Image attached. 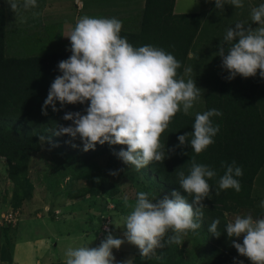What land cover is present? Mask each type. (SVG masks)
<instances>
[{"label":"clouds","instance_id":"1","mask_svg":"<svg viewBox=\"0 0 264 264\" xmlns=\"http://www.w3.org/2000/svg\"><path fill=\"white\" fill-rule=\"evenodd\" d=\"M5 2L15 15L21 9L27 11L38 6L37 0ZM225 4L244 7L243 0H215L216 9L224 10ZM250 19V24L237 22L228 27L218 45L216 55L221 57L222 69L228 72L227 80L237 75L249 78L259 74L264 78V3L251 8ZM254 24L257 26L253 27ZM122 27L123 21L116 17L77 18L64 35L70 41L71 55L59 61L60 74L50 84L41 113L47 115L49 106L58 112L67 104L86 105L83 111L65 112L62 119L72 123L65 126L57 122L54 135H68L72 140L78 137L85 152L95 150L97 144L126 146L119 151L113 148V155L141 170L153 161L163 162L175 150L165 151L161 135L178 112L182 110L189 115L201 96V88L191 77V67L184 69V76H178L181 62L171 52L151 44L134 47L121 36ZM222 115L216 108L195 113L193 130L178 135L176 147L190 145L196 154L205 151L220 130L212 118ZM221 164L225 171L215 194L227 189L240 192L238 178L243 176L242 166H237L234 160ZM119 171L110 170V175ZM216 175L213 168L192 157L187 174L178 172L179 187L187 195L174 189L171 196L150 198L148 192L140 191L134 203L125 195L123 204L129 211L122 225L116 226L124 229L122 238L109 230L95 247L90 246L91 242L68 246L63 253L64 264H132L131 259L117 261L113 255V249H120L125 242L138 248L142 260L153 256L159 259L157 249L181 246L189 232L195 234L201 228L206 206L203 201L210 197L213 188L208 181ZM259 206L264 209V200ZM220 223L216 218L208 227L216 238L222 234L218 230ZM104 227L107 229V225ZM223 232L240 256L251 264H264V216L237 214L225 224Z\"/></svg>","mask_w":264,"mask_h":264},{"label":"trees","instance_id":"2","mask_svg":"<svg viewBox=\"0 0 264 264\" xmlns=\"http://www.w3.org/2000/svg\"><path fill=\"white\" fill-rule=\"evenodd\" d=\"M173 3L174 0H144L137 15L136 30L122 29L121 36L126 37L134 47L151 44L171 52L181 62V68L177 70L178 76H181L200 26V15L197 12L173 13ZM6 13L9 12L6 11L3 0H0V156L9 165L25 160L30 153L38 150L40 137L48 133L59 141L61 154L66 157V162L61 164L64 170L70 167L71 174L81 175L92 182L94 192L113 195L116 187L109 180L110 170H118L122 161L113 155L112 150L114 148L119 151L126 146L97 144L95 150L85 152L78 137L72 140L68 135H54L57 122L65 126L72 123L62 119L65 112L83 111L86 105L67 104L58 112L52 111L49 106L47 115L41 113L50 84L60 74L57 65L59 61L67 59L71 52L63 49L28 55H23V52H17V55L7 54L9 45H5L4 28ZM20 42L23 43L24 39L20 38ZM219 63L217 91L204 94L202 111L216 108L223 113L220 117L212 118L213 123L220 126L214 137L215 142L200 154H196L190 145L176 147L179 144L178 135L191 132L195 119V114L184 115L180 111L160 138L166 152L167 149L175 150L170 151L163 162L153 161L146 168L161 187L170 192L180 190L182 195L187 194L179 187L178 172L184 171L187 174L192 157L198 163L213 168L217 175L208 181L213 188L210 197L203 201L206 206L203 209L202 226L195 234L189 232L186 239L204 244L197 264H236L237 261L248 264L249 260L238 254L227 233L223 231L227 223L225 212L247 208L258 214L254 203L257 196L252 194V187L254 177L264 165L263 95L257 94L262 78L259 74L249 78L237 75L234 79L227 80L225 77L228 72L221 67V57ZM57 107H60L59 102ZM11 133L17 134L19 140L13 139ZM73 144L77 147H73ZM102 154H107V159L101 169L93 158ZM233 160L243 168V176L238 178L242 189L238 193L234 189L221 190L216 195L217 182L225 171L221 162L230 164ZM56 165L53 164L54 167ZM216 218L221 221L218 230L222 234L219 238L208 231L212 220ZM156 251L159 259L152 257L142 260L139 253H135L132 264H147L150 261L153 264H192L186 261L183 254H189L190 251L183 250L178 245L166 246Z\"/></svg>","mask_w":264,"mask_h":264},{"label":"rangeland","instance_id":"3","mask_svg":"<svg viewBox=\"0 0 264 264\" xmlns=\"http://www.w3.org/2000/svg\"><path fill=\"white\" fill-rule=\"evenodd\" d=\"M50 1L53 2L48 4V9L41 8L38 5L41 0H37V7L27 11L21 9L18 15H15L6 3V11L10 12L6 14L5 26L8 30L6 35H9L11 30H15L13 36L15 42L21 37L26 42L35 44L30 50L28 47L22 48L23 55L66 49L60 41L64 38L66 31L63 25L67 21L73 24L74 17L82 14L84 10L95 13L89 16L116 17L126 20L125 23L123 22L122 29L136 30L138 26L137 15L133 12L131 14L130 10H136L140 0L133 2H130L131 0H81L83 6H81V12L75 9L73 0ZM55 2L59 5H55ZM261 3H264V0H243V8L225 4L224 10H220L215 8V0H178L177 10L195 11L200 15V26L191 44L181 76H184L185 68L191 67L193 69L191 77L201 88V93L213 92L219 82L220 56L216 55V52L220 40L223 39L227 28L234 26L235 23H252L251 8ZM71 10L73 18L65 20ZM32 12H36L37 16L41 17L35 18ZM256 26L253 25V27ZM33 38L41 41L38 44ZM200 101L201 96L194 102V110L196 105H199L198 110L201 109ZM195 113L197 112H190L189 115ZM10 136L19 140L15 133H11ZM43 136L45 139L43 141L39 139L38 150L30 153L25 160L9 165L6 159L0 156V241L3 242L0 247L1 261H8L11 232L14 226H19V222L25 221L27 227L20 232V237L17 239V251H15L17 262L23 260L29 264H64L63 253L68 246H79L90 242L92 247L99 245L107 235V232L101 231L105 218L110 221L109 230L113 235L116 233V226L119 224L112 216L124 217L128 214L129 209L123 204L125 195L129 197L130 203H134L136 193L140 191L148 192L150 198L171 196L172 192L161 187L146 167L136 170L134 166H128L123 162L118 169L121 171L109 178L115 185L116 192L113 195L94 192L95 187L92 182L81 175L71 174L70 167L65 170L61 167V164L66 162V157L61 154L59 141L48 133ZM106 159L107 154L96 155L93 158L95 164L101 169ZM54 163L58 166L54 167ZM74 177L83 179H74ZM252 191V194L257 196L254 203L258 208V214H254L247 208H241L237 212H225L227 222L237 214L251 213L254 218L264 216V209L259 206L261 200H264V165L254 177ZM29 192L30 196H28ZM50 200H53V203ZM56 201H59L58 205L62 208H58ZM15 217L17 220L14 222ZM14 223L17 224L14 225ZM184 239L179 248L190 251L189 254L183 253L186 261L192 264L199 263L200 251L204 244L188 241L186 237ZM135 253H139L138 248L127 242L120 249H113V255L117 261L128 259L132 261ZM153 263L150 261L147 264ZM0 264L3 263L0 262ZM248 264L251 262L248 261Z\"/></svg>","mask_w":264,"mask_h":264},{"label":"crops","instance_id":"4","mask_svg":"<svg viewBox=\"0 0 264 264\" xmlns=\"http://www.w3.org/2000/svg\"><path fill=\"white\" fill-rule=\"evenodd\" d=\"M130 1V0H129ZM134 0H131L130 2H133ZM143 1L144 0H140L139 1V6H138V8L136 9V10H130V13L132 14V12H133V14H136V15H138L139 14V12L141 11V9H142V6H143ZM3 2H4V7L6 8V2H5V0H3ZM50 2H53V1H50V0H41V2H40V4H38V5H40L41 6V8H44V7H46L47 9H48V4L50 3ZM73 2L75 3V5H76V7H75V9H78V12H81L82 11V1L81 0H73ZM55 5H59V3H57V2H55ZM177 5H178V0H174V3H173V7H172V12L173 13H188L189 11H179V10H177L176 9V7H177ZM184 5H186V2H184ZM82 6V7H81ZM57 7V6H56ZM59 7V6H58ZM91 9H93L92 7H91ZM139 9H140V11H139ZM91 10H88V12L87 11H85L84 10V12L82 11V14H78L77 16H75L74 17V21H76L77 20V18H79V17H81V16H83V15H94L95 13L94 12H90ZM37 12V11H36ZM36 12H32L33 14L32 15H34V17L35 18H37V19H39V17H41V16H37V14H36ZM77 12V13H78ZM193 12H195V11H193ZM10 13V12H9ZM44 13V12H43ZM7 14V13H6ZM39 15V14H38ZM45 15V14H44ZM46 15H47V13H46ZM66 19L65 20H67V19H72L73 18V12H72V10L66 15ZM127 20H129V19H127ZM5 21H6V16H5ZM44 21V20H43ZM124 23H125V21L126 20H122ZM46 23V22H45ZM73 24H70V22L69 21H67V22H65L64 23V25H63V27L66 29V31L64 32V35H67L68 34V32L71 30V28L74 26V24H75V22H72ZM47 24H48V22H47ZM4 28H5V45L7 44V45H9V49H8V51H7V54H10V55H17L18 53L17 52H22V48H27L28 47V49L30 50V49H32L33 48V45H35L33 42H26L25 40H24V42L22 43V42H20V38H18V40H17V42H15L14 41V39H13V36H14V32H15V30H11L10 32H9V35H6L7 33H8V30H7V27L6 26H4ZM64 28H63V30H64ZM29 38V37H28ZM24 39V38H23ZM30 39H31V37H30ZM35 41L36 42H38L39 40H37V38H35ZM61 44L62 45H65L66 46V49H69L70 48V41H69V39L66 37V36H64V38H62L61 40ZM219 68H220V64H219ZM217 88H218V84H217V87L214 89V91L213 92H215V91H217ZM206 92H208V91H203L202 93H201V101H200V107H201V109L200 110H198V107H199V105H196V109L194 110L193 108L192 109H190V112H202L203 111V96H204V94L206 93ZM262 94L263 95V98H262V105H263V112H264V78H262V81H261V84H260V88H259V90L257 91V94ZM51 194H53V192L51 193ZM45 196H47L46 194H44ZM51 201V200H50ZM53 201V200H52ZM51 201V202H52ZM58 202L59 201H56V205L58 206V208H62V206H59L58 205ZM53 203V202H52ZM16 213V212H15ZM15 215V214H14ZM112 218H114L115 220H116V223L117 224H119V225H117V226H121L122 225V222H123V217L122 216H120V215H116V216H112ZM15 220H17V218L15 217L14 218V222H15ZM18 220H20L19 218H18ZM15 224H17V223H14V225ZM19 224V226H17L16 225V227L14 226V229L12 230V237H11V239H10V243H9V247H8V261H1L0 260V262H2L3 264H29L27 261L26 262H24L23 260H21V261H16V257H15V251H17V243H18V241H17V239L20 237V232H22V231H24L25 229H26V227L27 226H25V225H27L26 224V222L24 221V222H19L18 223ZM17 227H18V229H17ZM17 229V230H16ZM123 228L121 227V228H116V230H115V232L116 233H114V236H116V237H121L122 238V235H123V230H122ZM3 244V242L2 241H0V247H1V245ZM36 262H38V261H36ZM40 263V262H39ZM41 264V263H40Z\"/></svg>","mask_w":264,"mask_h":264},{"label":"built area","instance_id":"5","mask_svg":"<svg viewBox=\"0 0 264 264\" xmlns=\"http://www.w3.org/2000/svg\"><path fill=\"white\" fill-rule=\"evenodd\" d=\"M109 223H110V221L108 220V219H104L103 220V224H102V226H101V231L102 232H107V231H109ZM105 225H107V229H105Z\"/></svg>","mask_w":264,"mask_h":264}]
</instances>
